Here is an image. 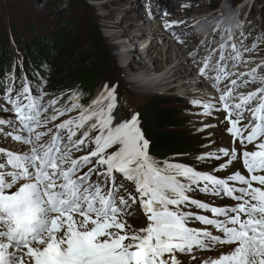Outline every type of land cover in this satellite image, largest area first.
Instances as JSON below:
<instances>
[{
  "label": "snow or ice",
  "instance_id": "1",
  "mask_svg": "<svg viewBox=\"0 0 264 264\" xmlns=\"http://www.w3.org/2000/svg\"><path fill=\"white\" fill-rule=\"evenodd\" d=\"M155 10L169 15L164 0ZM182 24L164 23L179 43ZM225 32L200 60L199 46L189 53L219 94L190 100L215 121L197 129L203 151L177 154L193 164L152 155L115 85L85 105L79 86L50 94L45 77L0 75V143L18 145L0 146V264H264V61L232 71L256 42L241 50ZM220 125L228 138L217 142Z\"/></svg>",
  "mask_w": 264,
  "mask_h": 264
},
{
  "label": "rangeland",
  "instance_id": "2",
  "mask_svg": "<svg viewBox=\"0 0 264 264\" xmlns=\"http://www.w3.org/2000/svg\"><path fill=\"white\" fill-rule=\"evenodd\" d=\"M56 3L52 6L50 4V0H0V44L5 45L4 47L14 46V39L12 35L10 34V28L13 26L16 29V32L21 33V35L24 36V39L33 38V37H42V35H48L49 32L54 31L57 32L61 25V20L59 16H65L66 19H68L67 24L72 23L74 25L73 28L75 29H82L85 28L87 21H95L99 25V29L102 34V38L104 39V44L106 46V49L108 51V57L110 59L108 65L109 68L113 70L114 75L112 78H110L107 81V84L111 87L115 83L118 84V88L121 89H127L128 93L131 95V97H125V100L120 98L118 92L116 91L119 104L118 111L123 115V117H130V115L134 112L140 111L139 106L141 104H144L148 102L152 97L157 96H171L174 97L176 94L182 95L183 97H191L195 96V90L192 88L183 89L181 91H169L168 93H164L165 88H157L154 86H151V89L145 91L141 89H137L136 87L143 86V85H136L138 83V80L142 84H146L149 82L148 80H144L143 78H137L136 83L132 86L129 85L127 82H132V76L127 75L128 70H125L124 67L121 66V62L123 61V56L121 55L123 51L132 50L131 55L128 56L131 60L134 56H140L145 57L146 55V48L142 50V43L144 42L147 32L144 34H141L138 40L134 43H127V39H111L110 35L113 36V34H116V36L119 34V29H113L110 28L111 22H117L120 23V27L123 28L128 25L129 20L135 16L138 15V11L140 9H149L148 12H151L155 15V18L157 17V20H162L163 18H166L167 15H162L159 12L155 10V5L157 4V0H155V4L153 5H147L149 0H55ZM166 3V1L164 0ZM174 2V1H173ZM230 0H185V2H177L179 4L180 10H187L185 7L182 6H199V8H202V12L200 14H193L189 13L187 17L189 19H201L204 18V24L203 27H207L209 25L208 19L211 15L212 18L210 19V22H213V28H216L217 26H225L227 25L226 22L230 18L235 19L237 22L236 28V34L234 35V40L237 43V45L243 49L252 48V45L254 42H256V48L252 51L243 52V60L237 64L236 68H239L241 64H245V61L247 62L246 65L249 68L256 67L257 65L261 64L262 61H264V43H263V37L261 36L262 32L264 31V24L261 22V11L264 4V0H242L239 4H231L229 3ZM175 5V2L172 3ZM172 8L174 6H168V12H172ZM145 11V10H144ZM219 11V12H217ZM137 13V14H136ZM146 20V19H145ZM151 25H155V21H149ZM222 22V23H220ZM198 24L197 22H195ZM190 25V24H188ZM186 25V26H188ZM121 27V29H122ZM134 30H132L133 32ZM175 29L170 31V33H167V39L160 45L154 46V48L151 49L150 53L152 54L153 58H156L160 64L162 62L160 61L162 58H165L168 54L171 48L168 44L169 41H171V37L174 35ZM199 35H201L200 38L197 40H191V41H184L188 42H201L202 39L209 40V37H211L212 42L209 43V46H213L216 44V40L218 37H215L216 35H212L209 37H205L204 34L201 33V31H197ZM243 33V35H242ZM8 37V44L6 40V36ZM149 35V34H148ZM115 36V37H116ZM169 36V37H168ZM46 37V36H45ZM48 37H51L49 35ZM246 38V41L241 40V38ZM224 38H227V33L225 32ZM259 38V39H258ZM153 42L155 41V38H152ZM150 41V40H149ZM173 41V40H172ZM158 42V41H157ZM221 42L222 39H221ZM17 43V42H16ZM121 43L119 47H115L114 44ZM190 43V45H191ZM220 44V43H219ZM218 44V45H219ZM1 48V46H0ZM14 49V47H13ZM208 49H210L208 47ZM215 49V48H213ZM4 51L7 52L8 49L4 48ZM9 52V51H8ZM146 52V53H145ZM19 51L17 52V54ZM208 53V52H207ZM197 55L201 56L198 52ZM196 55V56H197ZM206 54H203L204 56ZM218 56V55H217ZM186 58L192 59L191 62H193V57H190L189 55L186 56ZM199 60L202 57H198ZM145 62H149V59H145ZM151 64V63H150ZM120 74L122 71V74ZM141 71L136 72V74L131 73L132 75H137ZM123 75L122 79L120 78ZM127 75V76H126ZM196 75L199 76V73L196 72ZM119 76V77H118ZM131 76V77H130ZM184 76V75H183ZM180 76V77H183ZM197 76V77H198ZM134 77V76H133ZM128 78L131 80L128 81ZM162 76L160 75L157 77L153 82H159ZM179 78V76H178ZM105 79H102L94 88V90L90 93V99L88 101H83L85 105H87L91 99L95 98L97 96L98 90L103 88V85L105 84ZM125 82V83H124ZM176 86H179L181 84L177 83ZM259 86V84H254ZM254 85L251 89L253 90L255 87ZM199 86L205 87L208 85H204L203 82H200ZM149 87V86H148ZM142 88V87H141ZM134 89V90H133ZM246 93L248 90H245L243 88L239 89V91H243ZM126 91V90H125ZM163 91V92H162ZM161 92V93H158ZM166 92V91H165ZM123 95V94H122ZM219 94H216L215 97L218 98ZM203 98H209L211 96H199ZM50 98V97H48ZM0 103H3V101H0ZM174 107L177 110L183 111L184 113H188L189 118L192 120V122H195V124L192 125V127H199L202 128L203 122L208 123H215L212 117H205L201 115L202 108L199 106H194L192 103H188L186 101L185 104H177L174 105ZM7 114L0 113V116H6ZM224 113L220 112L218 113L219 119L223 120ZM141 119V118H140ZM250 119V116L246 114L245 120ZM195 130V129H194ZM199 134H197L194 138L195 141H205L208 143V139H206L208 132L206 131H199ZM216 139L217 142H219L220 138L223 136L225 139H227V134L224 132V125L219 126V130L216 132ZM9 144L13 148L18 147V145L15 142H12L9 140ZM9 144H3L0 143V146L8 147ZM201 144H198L200 146ZM184 152V151H183ZM170 158V157H169ZM179 162L187 163V164H193L194 161L192 159H189L188 157H181L176 158ZM218 162L213 161L211 164L204 163L200 164L198 166V169L200 170H208L211 167H215ZM203 165V166H202ZM194 198H202V200L206 196L204 194H201L199 192L192 194ZM194 210V209H193ZM200 227V226H197ZM197 257H202L205 255H201V253L196 252L194 253ZM206 255H208L206 253ZM194 264H198L197 262H194Z\"/></svg>",
  "mask_w": 264,
  "mask_h": 264
},
{
  "label": "trees",
  "instance_id": "3",
  "mask_svg": "<svg viewBox=\"0 0 264 264\" xmlns=\"http://www.w3.org/2000/svg\"><path fill=\"white\" fill-rule=\"evenodd\" d=\"M241 1L230 0L229 3L235 5ZM55 3V0H50L52 6ZM59 18L61 25L57 32L26 40L11 26L10 34L15 44L9 46L6 35L8 47L0 44V75L14 71L17 77L26 75L36 82L39 77H45L48 83L44 90L50 94L79 86L84 93L83 101H88L96 85L102 79L107 83L114 75L108 65L110 59L104 39L95 21H87L85 28L75 29L72 23L67 24L65 16ZM260 20L264 24V4ZM13 47L17 48L18 54L14 53ZM185 103L184 98L157 96L139 106L142 128L151 141L153 156L163 159L180 153L195 155L203 151L198 144L207 143L194 140L199 127H192L195 122L189 114L174 107Z\"/></svg>",
  "mask_w": 264,
  "mask_h": 264
},
{
  "label": "bare ground",
  "instance_id": "4",
  "mask_svg": "<svg viewBox=\"0 0 264 264\" xmlns=\"http://www.w3.org/2000/svg\"><path fill=\"white\" fill-rule=\"evenodd\" d=\"M167 6H174V8H172V12L169 13V15L166 16V18H163L162 20H157V17L155 18V15L151 12H148L149 9H140L137 13L138 15L133 16L130 20L128 25H126L125 28L122 29L120 27V23L117 22H111L110 24V28L113 29H119L120 32L119 34L116 36V34L110 35L111 39H127V43H134L138 40V38L140 37L141 34H144L147 32V36L144 40V42H148V40L152 37L155 38L156 42H153V40L151 39V41L148 43L147 48H146V55L145 57H140V56H134L133 59L129 61V63L126 65V67H124L125 70H128V74L130 73V75L132 76V82H127L129 85H133L136 83V79L137 78H143L144 80H148L149 82H147L145 85L143 86H139L136 87L137 89H141L143 91L149 90L151 89V86L157 87V88H165L163 89L166 92L172 91V90H177V91H181L183 89H188V88H192L193 90H195V96L199 97V96H204L206 97L207 94H203V88H206L208 92L209 96H215L216 93L215 89H213L210 84L211 82L209 81H202V78L200 77V75H196V72L199 73V67L201 65L199 64H194L192 61V59L186 58V56L189 55V53L197 50V47L199 46V51H197L199 54H201V56L197 55L195 56L196 60H199L198 57H203V54H207V52H210L213 48H217L218 44L221 43V39H222V33L225 34V29H227L226 26H220L218 29L213 28V22H210V19L212 18V16L210 15L208 21H209V25L207 27H203V22H204V18L201 19H197V21L195 19H189L187 17V15L191 12L193 14H200L202 12V8H199V6H188L185 7L187 10H180L179 9V4H177V2H185V0H165ZM175 2V5H173L172 3ZM155 4V0H149L148 1V6L149 5H153ZM219 12V11H217ZM136 13V14H137ZM146 19V20H145ZM234 18V22H235ZM155 21V25H151L149 21ZM169 20H175V21H185V24H182L180 27L181 28H187L188 30V34L184 35L181 37V39L184 41L189 40H197L198 38L201 37V35L197 34V31H201L202 34H204L205 37H209L212 35H216L215 37H218L216 40V44L213 46H209V43L212 42L211 37H209V40L206 41V39H202L203 44H201V42H186L184 41V43H179L177 41V37L172 35L171 37V41L168 42V44L170 43L171 45H169V47L171 48V50L169 51V54L165 57L162 58L160 61L162 62V64H160V62H158V60L156 58L152 57V54L150 53L151 49L154 48V46L160 45L162 44L167 38V33L169 34L170 31L166 30L164 27V23L165 21H169ZM195 22H197L198 24H196ZM222 23V22H221ZM190 24V25H188ZM188 25V26H186ZM132 30H134L132 32ZM149 34V35H148ZM116 36V37H115ZM169 37V36H168ZM214 37V36H212ZM173 40V41H172ZM241 40L246 41V38H241ZM158 41V42H157ZM191 43V45H190ZM120 45L123 46V44L118 43L117 45L114 44L115 47H119ZM208 47L210 49H208ZM14 53L17 54L18 50L17 48H14ZM218 55V53H217ZM190 56V55H189ZM191 57V56H190ZM149 59V62H145V59ZM151 63V64H150ZM251 68H249L247 65L243 66L241 71L238 70L239 72H247L248 70H250ZM119 74H120V70ZM141 71L140 73H138L137 75H132L131 73L136 74V72ZM235 72V70H234ZM122 74V71H121ZM120 74V75H121ZM126 75V76H127ZM162 76V78L160 79L159 82H153L157 77ZM184 75V76H183ZM130 76V77H131ZM134 76V77H133ZM179 76V78H178ZM183 76V77H180ZM198 76V77H197ZM119 77V76H118ZM123 75L120 77L122 79ZM139 78V79H140ZM130 79V78H129ZM123 80V79H122ZM157 80V79H156ZM139 81V80H138ZM200 82H203L204 85H208L205 87H201L199 86ZM125 83V82H124ZM181 84L179 86H176L175 84ZM116 86V91L118 92L120 98H122L123 100H125V97H131V95L128 93L127 89H121L118 88V84L115 83L114 84ZM254 85V84H252ZM149 86V87H148ZM257 85H254V87H256ZM133 87V86H132ZM142 87V88H141ZM253 86H250L248 88H243L245 90L250 91L249 89H251ZM145 88V89H143ZM134 90V89H133ZM254 90V89H253ZM241 92H244L241 91ZM123 94V95H122ZM218 99V98H217ZM120 104V102H119ZM202 111V110H201Z\"/></svg>",
  "mask_w": 264,
  "mask_h": 264
}]
</instances>
